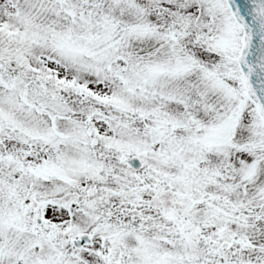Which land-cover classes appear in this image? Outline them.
I'll return each instance as SVG.
<instances>
[{"label": "snow or ice", "instance_id": "snow-or-ice-1", "mask_svg": "<svg viewBox=\"0 0 264 264\" xmlns=\"http://www.w3.org/2000/svg\"><path fill=\"white\" fill-rule=\"evenodd\" d=\"M0 264H264V0H0Z\"/></svg>", "mask_w": 264, "mask_h": 264}]
</instances>
